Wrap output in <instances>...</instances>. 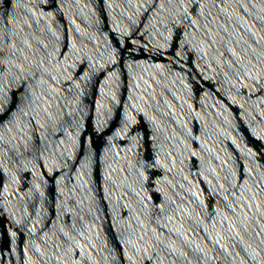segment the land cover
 <instances>
[{
    "label": "water",
    "instance_id": "water-1",
    "mask_svg": "<svg viewBox=\"0 0 264 264\" xmlns=\"http://www.w3.org/2000/svg\"><path fill=\"white\" fill-rule=\"evenodd\" d=\"M0 264H264V0H0Z\"/></svg>",
    "mask_w": 264,
    "mask_h": 264
}]
</instances>
